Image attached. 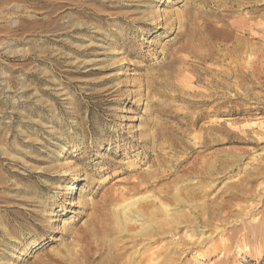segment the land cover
<instances>
[{
	"label": "rangeland",
	"instance_id": "374dc122",
	"mask_svg": "<svg viewBox=\"0 0 264 264\" xmlns=\"http://www.w3.org/2000/svg\"><path fill=\"white\" fill-rule=\"evenodd\" d=\"M261 54L264 0H0V264H264Z\"/></svg>",
	"mask_w": 264,
	"mask_h": 264
},
{
	"label": "bare ground",
	"instance_id": "6f19581e",
	"mask_svg": "<svg viewBox=\"0 0 264 264\" xmlns=\"http://www.w3.org/2000/svg\"><path fill=\"white\" fill-rule=\"evenodd\" d=\"M255 25V24H254ZM247 28V27H246ZM246 32V31H245ZM262 55V57H264V54H261ZM179 59V57H177L175 60H178ZM183 66V65H182ZM253 70V68H250V69H248L247 71H246V74H249L251 71ZM201 143V142H200ZM202 144V143H201ZM162 156V155H161ZM195 157H197V156H195ZM199 157V156H198ZM201 158V157H200ZM207 159V158H206ZM205 159V160H206ZM209 159V158H208ZM207 159V160H208ZM188 160V159H187ZM193 160H195L196 161V159H193ZM199 160V159H198ZM204 160V159H203ZM203 160H202V162H203ZM192 161V160H191ZM198 162V161H197ZM196 162V163H197ZM206 161H204V164L201 166V167H199V166H197V167H199V168H196V166H194L193 167V169L194 170H196L197 172H199V175L201 176V177H203V174H205V173H210V174H212V173H215L216 172V170H217V166L214 164V163H212V162H206ZM183 163V162H182ZM190 163V162H189ZM198 163H201V161L200 162H198ZM188 164V163H187ZM186 164V165H187ZM220 164V163H219ZM196 165V164H195ZM221 165V164H220ZM182 166H184V165H182ZM190 166V165H189ZM180 167V166H179ZM185 167V166H184ZM219 168V167H218ZM182 169V168H181ZM184 169V168H183ZM182 169V170H183ZM187 169H188V167H187ZM221 169V168H220ZM186 171V170H185ZM184 171V172H185ZM193 171V170H192ZM223 171V170H222ZM187 172V171H186ZM191 172V171H190ZM219 172V171H218ZM195 173V172H194ZM190 174V173H189ZM217 174V173H216ZM198 175V174H197ZM198 175V176H199ZM194 176H195V174H194ZM205 177V176H204ZM204 177H203V179H204ZM180 178V177H179ZM145 180H147V178H144ZM174 179H176V178H174ZM214 179H215V177H214ZM78 181V180H77ZM215 184V183H214ZM231 184V183H230ZM163 186V185H162ZM172 186V185H171ZM218 186V185H217ZM186 187V186H185ZM189 188H190V186H188ZM195 186H193V188H194ZM196 187H198V186H196ZM195 187V188H196ZM214 187V186H213ZM169 188H172V187H169ZM167 189V191H166V193H165V195L163 196L164 198H166L167 199V202H164V201H161V205H159L158 207H157V211L156 212H154L155 214L157 213V214H160V213H162V212H164L165 210L166 211H168L169 209V206H170V202H178V203H180V202H182L183 201V199H181V198H179L178 197V191H180V190H178L176 193L177 194H175V195H169V190L170 189ZM188 188V189H189ZM194 188V189H195ZM199 188V187H198ZM205 188V187H204ZM209 188V187H208ZM74 189V185H72L71 187H70V191H72ZM185 188L183 187V190H184ZM193 189V190H194ZM213 189V188H212ZM172 190V189H171ZM182 190V189H181ZM182 190V191H183ZM186 190V189H185ZM208 190H211V188H209V189H207V191ZM188 190H186V192H187ZM189 191H191V190H189ZM188 191V192H189ZM185 192V193H186ZM201 192V191H200ZM211 192V191H210ZM202 193V192H201ZM192 196L194 195H196V191H191V193H190ZM203 194V193H202ZM204 194H206L205 193V190H204ZM203 194V195H204ZM208 194H209V192H208ZM207 194V195H208ZM216 194V193H215ZM218 194V193H217ZM218 196V195H217ZM213 197H215L216 198V195H214ZM212 197V198H213ZM215 198L214 199H212L207 205H202L201 206V209L202 210H205V209H217L218 210V212H215V216L216 215H218V213H221V210H222V207L219 205V203L215 200ZM206 199V198H205ZM169 201V202H168ZM178 205H180V204H178ZM150 206V205H149ZM199 207V206H198ZM199 209V208H198ZM147 210H148V208H147ZM128 211L129 210H125L124 211V214H127L128 213ZM137 211H139V210H137ZM142 211V210H141ZM146 211V210H145ZM151 211V210H150ZM131 212V211H130ZM152 212V211H151ZM150 212V213H151ZM136 213V212H135ZM140 213V212H139ZM166 213V212H165ZM165 213H163V214H165ZM175 213H177V212H175ZM146 214H149V213H146ZM202 214V213H201ZM141 215V214H140ZM166 215V214H165ZM131 216H132V214H131ZM151 216V215H150ZM158 216L159 215H156V218H155V216H154V218H155V220L158 218ZM203 216V215H202ZM163 217H164V215H163ZM162 217V218H163ZM171 217V216H170ZM182 217H185V219H186V221H188V222H190L192 219H190L189 217H187L185 214H176V219H172V218H168V216L166 217V219H165V221L164 220H162L161 219V221L160 222H162L161 224H160V226H158L160 229H162V231H166V230H168V229H165L166 228V225H168L171 229H172V227L174 226L175 227V224L176 223H181V221H179V220H177V219H180V218H182ZM148 220V219H147ZM144 222H146V220L144 221ZM152 223V222H151ZM158 223H159V221H158ZM157 223V224H158ZM148 225H150V223L149 224H147V225H145V227H143V225H142V227H143V229L145 230V231H147V228L148 227H150L151 228V226H148ZM152 225V224H151ZM156 226V225H155ZM157 228V227H156ZM142 229V228H141ZM151 229H154V227L153 228H151ZM149 230V229H148ZM141 231V230H140ZM151 231V230H150ZM154 232H155V230H153ZM157 231H159V229L157 230ZM141 233V232H140ZM160 233H162L161 231H160ZM146 234H148V233H146ZM152 235V234H151ZM264 235V234H263ZM133 237V236H132ZM143 238H145V237H141V239H143ZM151 238H153V237H151ZM148 239V238H147ZM136 240V239H135ZM144 241V240H143ZM192 242V241H191ZM191 242H184V243H187V244H192ZM194 244V243H193ZM98 246V245H97ZM96 246V247H97ZM105 248V247H104ZM107 248V247H106ZM127 252H128V248H127V246H124V245H122V246H120V245H118V246H116V247H114L113 248V250L111 251V255H110V257H108V259L107 260H105V263H103V264H140L139 262H137L136 260H135V258H132V256H130V254L128 255L127 254ZM141 262V261H140ZM148 263H150V264H153V257H151L150 258V260H149V262Z\"/></svg>",
	"mask_w": 264,
	"mask_h": 264
}]
</instances>
